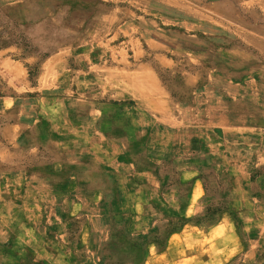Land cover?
Instances as JSON below:
<instances>
[{
  "label": "rangeland",
  "instance_id": "374dc122",
  "mask_svg": "<svg viewBox=\"0 0 264 264\" xmlns=\"http://www.w3.org/2000/svg\"><path fill=\"white\" fill-rule=\"evenodd\" d=\"M222 212L264 264V0H0V264H136Z\"/></svg>",
  "mask_w": 264,
  "mask_h": 264
},
{
  "label": "crops",
  "instance_id": "0c3cea01",
  "mask_svg": "<svg viewBox=\"0 0 264 264\" xmlns=\"http://www.w3.org/2000/svg\"><path fill=\"white\" fill-rule=\"evenodd\" d=\"M193 183L192 213L197 214L204 210V203L197 196L199 181ZM238 246L239 241L228 213L222 212L210 225L186 222L168 236L163 249L148 244L141 264H225Z\"/></svg>",
  "mask_w": 264,
  "mask_h": 264
},
{
  "label": "trees",
  "instance_id": "16d2710c",
  "mask_svg": "<svg viewBox=\"0 0 264 264\" xmlns=\"http://www.w3.org/2000/svg\"><path fill=\"white\" fill-rule=\"evenodd\" d=\"M146 243V241H145ZM143 261V256L140 258V260H138V262L136 264H140Z\"/></svg>",
  "mask_w": 264,
  "mask_h": 264
}]
</instances>
